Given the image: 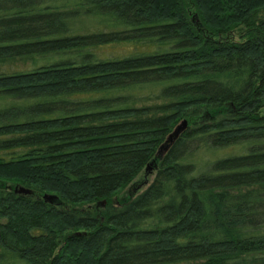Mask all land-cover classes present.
<instances>
[{
  "label": "trees",
  "instance_id": "trees-1",
  "mask_svg": "<svg viewBox=\"0 0 264 264\" xmlns=\"http://www.w3.org/2000/svg\"><path fill=\"white\" fill-rule=\"evenodd\" d=\"M0 264H264V0H0Z\"/></svg>",
  "mask_w": 264,
  "mask_h": 264
},
{
  "label": "rangeland",
  "instance_id": "rangeland-1",
  "mask_svg": "<svg viewBox=\"0 0 264 264\" xmlns=\"http://www.w3.org/2000/svg\"><path fill=\"white\" fill-rule=\"evenodd\" d=\"M130 49V47H125L123 48V46H115V47H111L108 48L107 51H111L114 54H121V53H125L124 51H128ZM152 178V176L150 177V179ZM129 192V187L126 188L125 190H122L113 200L114 201H118V200H122L124 198L127 197V193Z\"/></svg>",
  "mask_w": 264,
  "mask_h": 264
},
{
  "label": "water",
  "instance_id": "water-1",
  "mask_svg": "<svg viewBox=\"0 0 264 264\" xmlns=\"http://www.w3.org/2000/svg\"><path fill=\"white\" fill-rule=\"evenodd\" d=\"M149 169V167H147L146 168V170H148ZM14 192L15 193H21V194H29L30 193V191L29 190H27V189H25V188H23V187H15L14 188ZM46 196H44V198H45Z\"/></svg>",
  "mask_w": 264,
  "mask_h": 264
}]
</instances>
